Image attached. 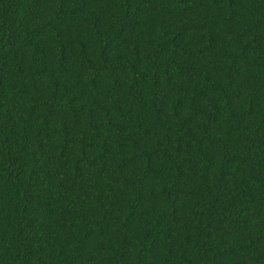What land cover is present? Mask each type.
Wrapping results in <instances>:
<instances>
[{"label": "trees", "instance_id": "trees-1", "mask_svg": "<svg viewBox=\"0 0 264 264\" xmlns=\"http://www.w3.org/2000/svg\"><path fill=\"white\" fill-rule=\"evenodd\" d=\"M0 264H264V0H0Z\"/></svg>", "mask_w": 264, "mask_h": 264}]
</instances>
